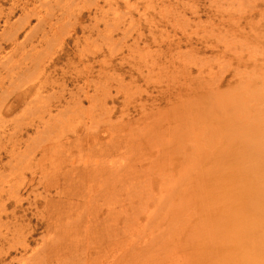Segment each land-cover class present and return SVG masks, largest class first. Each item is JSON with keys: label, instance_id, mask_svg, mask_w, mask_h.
Instances as JSON below:
<instances>
[{"label": "rangeland", "instance_id": "obj_1", "mask_svg": "<svg viewBox=\"0 0 264 264\" xmlns=\"http://www.w3.org/2000/svg\"><path fill=\"white\" fill-rule=\"evenodd\" d=\"M97 1L0 0V90H4L0 91V99H4V105H16L10 113H3L0 133L4 129L8 135L14 127L20 125L23 133L19 138L23 143L28 136H34V130L31 128L26 132V127L31 124V119H37V109L47 106L56 124L68 123L63 126L62 130H65L61 134L69 138L66 144L62 142L63 148H53L55 152L50 150L54 152L55 161H48L46 158L42 159V163L41 154L44 152L38 150L34 152V157H28L31 161L26 156L10 157L7 153L9 143L0 139V190L7 189L5 183L8 180L12 185L15 182L23 184L31 177L34 180L31 183L32 193L28 188L21 190L19 196L23 200L22 208L15 216H12L13 207L6 201L7 195L1 196L5 200L6 209L4 214L0 213V233L10 239L11 235L18 237L21 231L20 234L26 235L29 247L26 252L18 249V254H15L13 249L20 248V242H9L0 236V264H5L13 257L20 263L12 264H25L28 259L31 262H35L37 258L40 260L41 253H36L37 249L44 239L57 235L58 222L66 224L69 220L74 221L77 218L75 213H93L96 205H100L96 221L81 218L82 221L75 224L77 226H70V229L72 226L78 227L75 239L71 232L72 239L77 244L73 246V251L69 250L71 244L66 247L64 244L65 249H69L66 253H61L59 261V264L84 263L79 250L89 239L86 242L82 240V228L87 224L85 221H94L95 224L98 220L103 224L104 221L111 220L112 217H107L108 203L114 204L109 213L118 221L115 226L118 229H114V233L118 234L117 241L115 239L113 242L116 241L118 248L123 249V246L126 247L125 241L130 239L124 238L118 230L122 228L126 215L132 218V211L137 215L142 213L145 200H148V219L152 215L160 225V231L157 232L155 225L150 224L147 236L142 241L148 246V258L139 254L126 255L128 259L122 258L116 264H175L177 261L174 259L179 264H205L211 259L218 261L222 258L216 251L219 248L223 251L225 243L231 250L224 254L229 256L222 260L223 264H264V180L245 179L247 184L250 183L247 210L242 218L245 226L243 229L229 228L232 233L229 237L232 238L231 244L227 243V236L219 234L214 239L205 234L215 224L209 217L212 214L221 217L220 211H223L222 206L218 205L220 202L217 203V191L214 189L222 185L215 186L218 179L215 176L223 174L222 171L227 172V167L235 171V166H239L240 160L242 161L241 155L248 138L254 142L257 133L262 134L260 151H264V130L263 133L256 132L257 122L251 121L250 117L253 115L258 121L264 112H259V118L258 112L248 111L245 106L239 105L241 100L242 105L249 104L241 98V94L246 92L244 87L257 81V72L262 73L264 70V54H261L264 53V45L260 48L246 38L250 35L251 38L254 35L264 37V0H240L237 6L231 0ZM251 8L255 9V14L245 20L241 19L245 14H250ZM228 18L232 20L223 29L214 26ZM238 58L244 60L243 73L248 77L254 66L245 62L246 58L256 59L255 69L260 67L262 70L256 72L254 69L252 80L241 74L245 80V83H241L238 78L233 77ZM211 68L216 73V78L224 74L217 79L212 77L211 81L207 74ZM200 69L205 71L202 79L197 78ZM218 69H221L220 72ZM45 77L50 82L48 86L44 84L37 97L34 95L35 89ZM226 80L230 81L229 87ZM32 83L35 86L22 104L20 100L22 93L26 91L24 88ZM230 91L238 93L240 97L234 104L235 107L229 105L227 100H231ZM227 111L232 115L230 119L223 117ZM226 119L229 121L226 122ZM75 139H79L77 145L73 144ZM182 139L185 141L182 142ZM113 141L118 142L119 149L114 152L111 150ZM181 145H186L184 152L181 151ZM125 148L129 151H125ZM23 149L20 146V150ZM223 150L228 153L225 165L222 162L212 167L215 156ZM162 151L166 154L157 160V153ZM62 154L67 156L66 163H63L60 156ZM206 156L208 160L202 162ZM52 162L55 163L54 166H51ZM168 163L171 164L169 167ZM16 164H21L22 170L15 176L17 168L11 172V167ZM35 164L42 165L39 169L44 170L43 175V171L40 172L39 169L34 171L37 167ZM123 164L127 167L121 172L117 168ZM104 165L120 172L113 173V176L108 174L109 179H106L102 173ZM58 168L60 174L57 172ZM83 168L88 170L89 175L94 170L103 177L91 180L90 176L86 179L82 175ZM129 168L132 176L134 175L133 187L130 189L127 186L130 183L124 184L130 177L126 178L123 174ZM166 168L171 171L170 181L176 184L175 187L171 188V184L167 183L169 180L166 182L168 178L164 185L156 175L150 173ZM239 170L238 168L237 172ZM247 170L248 168L242 170L246 176ZM30 172L35 174L30 175ZM197 174L205 175L204 179L202 176L196 179ZM226 174L228 176L229 172ZM147 177L150 178L149 184ZM237 178L238 182L242 180L241 176ZM82 179L85 181L84 185L80 182ZM177 190L179 197L183 196L181 203L175 195ZM95 191L103 194L99 202L87 204L84 208L80 206L79 198L86 194L88 199V195L92 196ZM231 193L232 197H237L235 191ZM33 196H36L38 206L29 208ZM150 196L154 199L151 200ZM155 206L161 208L156 214L153 213ZM215 207L219 209L218 212ZM25 209L27 210L23 212ZM168 209L171 212H167V216ZM254 218L257 224H248ZM45 220L50 221L49 231L45 229ZM230 220L235 225L238 224L235 215ZM142 222L145 219L140 217L139 225ZM105 226L99 227L101 233L109 232L107 227L111 225ZM237 230H241V233H237ZM141 231L137 227L133 235L136 237ZM102 243V248L108 246L106 242ZM5 247L11 249L7 251L11 253L10 257L6 254ZM209 247L215 251L212 256L214 258H203L202 250ZM134 252L139 253L138 247ZM46 253V256L48 253L51 255L49 251ZM95 253L93 250L90 252V258H94L90 261L91 264H109L114 261L112 254L95 260ZM51 262L58 264L54 258L49 264Z\"/></svg>", "mask_w": 264, "mask_h": 264}, {"label": "bare ground", "instance_id": "obj_2", "mask_svg": "<svg viewBox=\"0 0 264 264\" xmlns=\"http://www.w3.org/2000/svg\"><path fill=\"white\" fill-rule=\"evenodd\" d=\"M96 2L95 3H97L98 1L97 0H95ZM227 1V0H226ZM228 2V1H227ZM231 3L232 4H234V5H238V3H240V0H231ZM230 4V3H229ZM95 6V5H94ZM111 7V6H110ZM240 7V6H239ZM100 9V8H99ZM255 14V9H252L251 8V12H250V14H248V15H244V16H242V17H240L241 19H243V20H245V18H250V17H252L253 15ZM229 15H231V14H229ZM232 16V15H231ZM247 16V17H246ZM222 19H224V18H222ZM229 20H232V19H230V18H228L227 20H221L222 22H221V24H219L218 25V23L217 24H215L214 26L215 27H217V29H223L224 27H226L227 25H228V21ZM11 27V26H10ZM9 27V28H10ZM13 29V28H12ZM10 31V30H9ZM12 31V30H11ZM14 34V33H13ZM13 34H11V37H12V35ZM9 35L10 34H8V37H9ZM16 35V34H15ZM250 36H252V35H250ZM250 36H248V37H246L248 40H249V42H253V44H255L256 46H261V45H264V37H261V36H258V35H254L252 38L250 37ZM14 37V36H13ZM9 40H10V38H8ZM8 39H6V41L8 40ZM8 40V41H9ZM12 40H14V39H12ZM11 41V40H10ZM14 42V41H13ZM18 46V45H17ZM249 47V46H248ZM260 48H262V47H260ZM249 49H250V47H249ZM249 49H247V50H249ZM258 49V48H257ZM262 50V49H261ZM198 51V50H197ZM256 51V50H255ZM260 51V50H259ZM264 51V50H263ZM199 52V51H198ZM197 52V53H198ZM248 52V51H247ZM252 52V51H251ZM262 52V51H261ZM222 54H224V51H222L221 52ZM221 53H219V54H221ZM253 53V52H252ZM257 53V52H256ZM261 54H264V53H261ZM233 56H234V54H233ZM254 58H255V56H254ZM264 59V58H263ZM2 60V59H1ZM254 60H256V59H249V58H246V61L245 62H250V63H252L253 64V66L254 67H252V73H251V75H250V77H248L245 73H243V66H244V64H243V61H242V59L241 58H238L237 59V65H236V68L234 69V72H233V77H236V78H238L239 79V81L241 82V83H245V80H244V78L242 77V75L241 74H243V75H246L250 80H252L251 78H252V76H253V73L256 71L257 72V70H262V69H260V67L259 68H257V70L255 69V67H256V64H254L255 63V61ZM223 62V61H222ZM219 63V62H218ZM221 63V62H220ZM230 64V63H229ZM220 65V64H219ZM228 65V64H227ZM231 65V64H230ZM229 65V66H230ZM1 66V65H0ZM240 66V67H239ZM43 67V66H42ZM213 67V66H212ZM223 67V66H222ZM219 68V67H218ZM221 68V67H220ZM230 68V67H229ZM241 69V70H240ZM255 69V71H253ZM201 70V69H200ZM213 68H211V69H209L208 70V75H209V80H211V81H213V78L212 77H214L215 76V74L216 73H214L213 71ZM219 70V69H218ZM217 70V71H218ZM221 70V69H220ZM220 70H219V72H220ZM223 70V69H222ZM225 70H227V69H225ZM241 72H240V71ZM207 71V70H206ZM224 71V70H223ZM230 71V70H229ZM174 72V71H173ZM177 72V71H176ZM175 72V73H176ZM204 72L205 71H203V70H201V71H199L198 73H197V78L198 79H202L203 78V74H204ZM44 73V72H43ZM178 73H179V71H178ZM6 74V73H5ZM24 73H22V75H23ZM188 74H191V73H188ZM224 74V73H223ZM222 74V75H223ZM186 75V74H185ZM222 75H219L220 77L222 76ZM257 78L255 79V80H257V81H255L252 85H250V84H247L245 87H244V91L246 90V92L245 93H242L241 95V98L242 99H245V100H247L248 102H249V104H247V105H245L244 103H243V105H242V100H241V102H239V105L240 106H245L247 109H248V111H255V112H258L257 113V117H259L260 115H259V112H264V70H263V72L262 73H258L257 72ZM217 76V75H216ZM218 76V77H219ZM2 77V76H1ZM173 77V76H172ZM194 77H196V76H194ZM217 77V78H218ZM214 78H216V77H214ZM216 78V79H217ZM193 79V78H192ZM191 79V80H192ZM221 79V78H220ZM234 79V78H233ZM40 81V80H39ZM197 81H199V80H197ZM206 80H204V82H205ZM227 81V80H226ZM50 81H48L47 82V80H46V77L44 78V80H42L40 83H39V86L35 89V93H34V95H36L37 97H39V94H40V90L44 87V84L46 83V85L48 86V83H49ZM210 82V81H209ZM228 82V81H227ZM230 82V81H229ZM228 82V87L230 86V83ZM52 83V82H51ZM216 83V82H215ZM2 84V83H1ZM209 85V84H208ZM227 85V84H226ZM35 86V84L34 83H32L31 85L29 84L28 86H25V87H27V88H24V89H26V91L25 92H23L22 93V96H21V103L22 104H24L25 103V101H26V99H27V97L30 95L29 94V91L32 89V87H34ZM4 87V86H3ZM216 87V86H215ZM178 88H180V87H178ZM217 88V87H216ZM216 90V89H215ZM0 91H4V90H0ZM244 91H242V92H244ZM194 92V91H193ZM192 92V93H193ZM207 93H209V91H206ZM231 92V95L229 94V96L231 97V100H229V99H227L228 100V103H230L229 105H232V106H234L235 107V105L234 104H236L237 102H238V99L240 98L238 95V93H236V92H232V91H230ZM234 93H236V94H234ZM195 94V93H194ZM88 95V94H87ZM187 95V94H186ZM198 95V94H197ZM196 95V96H197ZM74 96V95H73ZM87 97H89V96H87ZM0 98H1V96H0ZM233 99H236V101L235 102H233ZM0 101H1V99H0ZM2 101H4V99L2 100ZM2 101H1V103H0V123H1V121H2V115H3V113H10V111H12L13 109H14V107L16 106L15 104H12V103H10V104H8V105H4V104H2ZM72 101V100H71ZM246 101V102H247ZM7 103V102H6ZM48 104V103H47ZM43 105H45V104H43ZM60 105V104H59ZM77 105V104H76ZM74 107V106H73ZM37 109V108H36ZM233 110L235 111V109L233 108ZM37 111H38V113L39 114H37L36 116H38L37 117V119H34V120H32L31 119V124H29L28 125V127H26V132L27 131H29L31 128L34 130V136H32V135H30V137L28 136V138H26V140L22 143L21 142V140L22 139H20L19 137L22 135V133H23V130H22V128L20 127V125H19V127H14V129H13V131L11 132V133H9L8 135H7V133H6V130H2V132L0 133V139H5V140H7V142L9 143V151H7V153H8V155H10V157H13V156H17V155H19V156H21V157H23V156H26L27 158L26 159H28V157L29 156H31V157H34L36 154H34V152L36 153L37 152V150L38 151H41V152H44L43 154H41V160H40V163H42V159L44 160V159H48V161H55V160H53L54 159V152H55V150L53 149V148H56V150H57V148L58 147H64V146H61L62 145V142L63 143H65L66 144V141L69 139V138H65V136L64 135H62L61 133L65 130H62V128H63V126L65 127L66 125H68V123H65V124H63V125H60V124H56L55 123V118L52 116V113H51V110H50V108L47 110V106L45 107V106H43V107H39V109H37ZM154 114V113H153ZM232 114H233V112H232ZM260 114H262V113H260ZM33 115V114H32ZM231 116L232 115H230V113L227 111V113L223 116L224 118H231ZM30 117V116H29ZM251 117V121H253V122H257V131L256 132H261V133H263V130H264V114H263V117L261 116V118L260 119H258V121L257 120H255V117L253 116V115H251L250 116ZM25 118L26 117H24L23 118V121H25ZM28 118V117H27ZM32 118H34L33 116H32ZM27 120V119H26ZM30 120V119H29ZM229 120L228 119H226V122H228ZM36 123V124H35ZM177 123V122H176ZM22 125V124H21ZM26 125V124H25ZM24 125V126H25ZM256 125V124H255ZM259 125V126H258ZM23 126V127H24ZM256 127V126H255ZM262 127V128H261ZM259 128H261V129H259ZM69 129V128H68ZM62 130V131H61ZM253 130V129H252ZM74 131V130H73ZM85 131V130H84ZM6 133V134H5ZM32 133V132H31ZM64 133H68V132H64ZM85 133V132H84ZM69 134V133H68ZM72 134V133H71ZM32 136V137H31ZM81 136V135H80ZM124 136V135H123ZM255 138H254V142H252V140H250V137L248 138V140H247V146H246V148H245V150H244V153H242V155H241V158H242V161L240 160V162H239V166H235V171H233L232 170V168L231 167H227L228 168V171L226 172V171H222L223 172V174L221 173L219 176H215V178H218V179H216V182L214 183L215 184V186H217V185H222L221 187H219V188H214L216 191H217V193H216V195H217V197H216V200H217V203H219L218 205H221L222 206V210L223 211H220V212H222L220 215H221V217H216V215H211L210 217H209V220L211 221H213L215 224L212 226V229H211V231H205V234H206V236H208V237H212V238H214V239H216V236H218L219 234L220 235H223V236H227V238L229 239V237L230 236H232V233L230 232V229L229 228H240V229H243L244 228V226H245V223L242 221V218H243V214L245 213V211L247 210V194H248V187L250 186V183L249 184H247V180H245V179H254V181L255 180H257V181H259V180H264V151H260V142H261V138H262V134H255ZM27 137V136H26ZM117 137V136H116ZM115 137V139H117ZM252 137V136H251ZM254 137V136H253ZM74 138V137H73ZM76 138V137H75ZM95 140H96V138H94ZM252 139V138H251ZM77 140H79V139H75L74 140V143L73 144H76L77 145V143H79V141H77ZM111 140V139H110ZM118 140V139H117ZM114 141H116V140H114ZM113 141V143L111 144L112 146V149L111 150H113L112 152H114V151H117V147H118V142H114ZM182 142H184L185 140L184 139H182L181 140ZM112 142V141H111ZM71 143H72V141H71ZM80 145V144H79ZM20 146H22V147H24V149L23 150H20ZM73 146V145H72ZM181 147H182V149L183 150H181L182 152H184V150L186 149L185 147H186V145H181ZM108 148H110V147H108ZM53 149V151L54 152H52V151H50V150H52ZM130 149V148H129ZM17 150V151H16ZM69 150V149H68ZM119 150V149H118ZM5 151V150H4ZM108 151V150H107ZM107 151H106V154H107ZM125 151H129L128 149L126 150V148H125ZM137 151V150H136ZM50 152H52V153H50ZM130 152H131V150H130ZM143 152V151H142ZM141 152V154H143ZM145 152H147V151H145ZM50 153V154H49ZM56 153H57V151H56ZM131 153H133V152H131ZM14 154H16V155H14ZM51 154L53 155V156H51ZM111 154H113V153H111ZM111 154H110V156H111ZM127 154H129V153H127ZM137 154V153H136ZM140 154V155H141ZM164 154H166V153H164L163 151L162 152H160L159 154L157 153V156H156V159L157 160H159L160 158H161V156H164ZM40 155V154H39ZM184 155H185V153H184ZM58 156H59V154H58ZM60 156H62V160H63V163H66V158L65 157H67L66 155H60ZM146 156V155H145ZM227 156H228V153H227V151L226 150H223V151H220L219 153H218V155H216L215 156V163L214 164H212V167H215V166H217V164H219V163H224V165H225V163H226V158H227ZM30 157V158H31ZM107 157V156H106ZM135 157V156H134ZM141 157H143V156H141ZM140 157V158H141ZM147 157V156H146ZM57 158V157H56ZM60 158V157H59ZM144 158V157H143ZM61 159V158H60ZM133 159V158H132ZM135 159H137V158H135ZM142 159V158H141ZM141 159H138V160H141ZM144 159H146V158H144ZM28 160H30V159H28ZM32 160H33V158H32ZM208 160V157L206 156V158L205 159H203L202 160V162L203 161H207ZM245 160H246V163H245ZM31 161V160H30ZM148 161V160H147ZM142 162H144V161H142ZM10 163H11V161H10ZM29 163V162H28ZM27 163V164H28ZM38 163V165H39V162H37ZM50 163V162H49ZM52 164L53 165H51V166H54V162H52ZM133 164H134V162H133ZM133 164H131V165H133ZM204 164V163H203ZM21 164H16V165H12V170H11V172H13V169L14 168H17L16 169V172H15V176H16V173L17 172H21V170H22V168H21V166H20ZM25 165V164H24ZM36 165V164H35ZM38 165H36L37 167H36V169H34V171L36 172L38 169H39V167H41V166H38ZM131 165H130V167H131ZM171 164H169L168 163V167L170 166ZM34 166V165H33ZM105 166V165H104ZM26 167V166H25ZM31 167H32V165H31ZM118 167V166H117ZM127 167V165L125 164H123L122 166H119V168H117V169H119L121 172L124 170V168H126ZM128 167H129V163H128ZM27 168V167H26ZM134 168V167H133ZM136 168V167H135ZM221 168V167H220ZM240 169L239 170V172H237V169ZM245 168H248V170H247V176H246V174H244L245 172H243L242 170L244 169L245 170ZM42 169V168H41ZM116 168H112V167H107V166H105V168H103V171H102V173H104L103 175H105V177H106V179H109V175L108 174H110V176L113 174V173H116V172H120V171H118ZM218 169V168H217ZM32 170V169H31ZM126 170V169H125ZM128 170V171H127ZM125 172H123V174H125L124 176H126V178H127V176H129L130 177V180L128 181V182H126L127 180H125V183L123 182V181H121L122 183H124L125 185L127 184V183H130V184H128L127 186H129V188L128 189H130V187H133V182H132V180H134L133 178H134V175L132 176V170L129 168V169H127ZM150 170L152 171V168H150ZM30 171V170H29ZM33 171V170H32ZM38 171H40V172H42L41 173V175H43L44 174V170H38ZM83 173H82V175H85V178L86 179H89V177L91 176V180L92 179H94V178H97V177H100V176H102L103 177V175H101V174H98V173H96L94 170H93V172H91L90 171V175L88 174V170H86L85 168H83ZM134 171H135V169H134ZM35 172H32V174H35ZM57 172H58V174H60L59 173V168L57 169ZM184 172H186V171H184ZM229 172V174H228V176H227V174L226 173H228ZM151 174H153V175H156L155 177L156 178H159L160 179V182L161 183H164V185H165V179H167L166 180V182L168 183V184H171V188L172 187H175L176 186V184L174 183V182H171L170 181V177H171V171L168 169V168H166V169H161V170H159L158 172H156V173H152V172H150ZM225 173V174H224ZM31 174V172H30V175H32ZM89 176H88V175ZM74 175V174H73ZM180 175H182V174H180ZM183 175H185V173L183 174ZM187 175V174H186ZM67 176V178H68V174L66 175ZM113 176V175H112ZM116 176H118L117 174H116ZM120 176H121V174H120ZM123 175L121 176V177H124ZM187 176H190V175H187ZM199 176H202L201 178L202 179H204V176L202 175V174H197V176H196V179L199 177ZM206 176H208L207 174H206ZM238 176H241V178H242V180H240V182H238ZM93 177V178H92ZM120 177V178H121ZM132 177V178H131ZM30 178V177H29ZM142 178V177H141ZM148 178V184L150 183L149 182V180H150V178L149 177H147ZM188 178H190V177H188ZM188 178H187V180H188ZM22 179V178H21ZM143 179V178H142ZM113 180V179H112ZM145 180V179H144ZM195 180V179H194ZM56 182H57V180H55ZM104 181H106L105 179H104ZM114 181V180H113ZM146 181V180H145ZM145 181H144V183H145ZM163 181V182H162ZM185 181H186V179H185ZM190 181V180H189ZM243 181H245L244 183H243ZM80 182H82V184L85 182L83 179L80 181ZM118 182V181H117ZM9 183H10V185H9ZM23 183V182H22ZM31 183H34V180H33V178L31 177V179H28L27 181H25L23 184H16V182H15V184L13 183V185L11 184V181L10 180H8V181H6V186H7V189H1L0 190V213L1 214H4V212H5V209H6V205H5V200H3L2 198H1V196H2V194H5V195H7V198H6V201L7 202H9L10 204H11V206L13 207V209H12V212H13V214H12V216H15V213L16 212H21L20 210H21V208H22V202H23V200L21 199V197L19 196L20 195V192H21V190H23V189H26V188H28L29 189V191H30V193H32V188L31 187H33L32 186V184ZM44 183V182H43ZM46 183V182H45ZM105 183V185H106V182H103V184ZM188 183V182H187ZM86 184V183H85ZM103 184H101L102 186H103ZM146 184H147V181H146ZM168 184H166V186L168 185ZM44 185V184H43ZM46 185V184H45ZM84 185V184H83ZM143 185H145V184H143ZM117 186H119L118 184H117ZM124 186V185H123ZM147 186V185H146ZM165 186V187H166ZM100 187V186H99ZM121 187V186H120ZM135 187V186H134ZM160 187V186H159ZM199 187V186H198ZM197 187V188H198ZM46 188V187H45ZM101 188V187H100ZM99 188V189H100ZM104 188H106V187H104ZM112 188V187H111ZM263 188H264V185H263ZM113 189V188H112ZM189 189V188H188ZM96 190H98V189H96ZM122 190V189H121ZM187 190V189H186ZM46 191V190H45ZM108 191V190H107ZM118 191H120V190H118ZM214 191V190H213ZM235 191V193L237 194V197L236 198H234V197H232V193L231 192H234ZM110 192V191H109ZM128 192H130L129 190H128ZM134 192V191H133ZM132 192V193H133ZM136 192V191H135ZM178 192V190L176 191V197L179 199V202L181 203V201H183V196L181 195V197H179L180 195H179V193H177ZM113 193V192H112ZM112 193H109L110 195L112 194ZM135 194V193H134ZM133 194V195H134ZM140 195V194H139ZM31 196V195H30ZM81 196V195H80ZM111 196H113V195H111ZM136 196V195H135ZM143 196V195H142ZM6 197V196H5ZM103 197V194L101 193V192H97V191H95V193H93V195L92 196H90L89 197V195H88V199H86V194H85V196L84 197H80L79 198V200H80V206H82L83 208H84V206H86L87 204H92V203H94V202H99L98 200L99 199H101ZM107 197H109V196H107ZM106 197V198H107ZM120 197V196H119ZM133 197V196H132ZM148 197V196H147ZM4 198V197H3ZM112 198V200H113V197H111ZM218 198H220L221 199V201L218 199ZM45 199V198H44ZM131 199V198H130ZM146 199V198H145ZM150 199L151 200H153L154 198H153V196L151 197L150 196ZM199 199V198H198ZM27 201L29 200V199H26ZM46 200V199H45ZM78 200V199H77ZM111 200V199H110ZM140 201V200H139ZM148 200H145L144 201V208L141 210V214L139 215H137V214H135L136 212H133L132 210V214L134 215V216H132V218L131 217H129V216H127L126 215V217L125 216H123V217H125L124 218V221H123V225H122V228H120L118 231H120L122 234H123V236H124V238L126 237V239H127V237H129L128 238V240L129 241H125V243H126V247H124L123 246V249L122 248H120L121 249V251H120V249L118 248V246H117V235L118 234H116V233H114V229L116 228L115 226H117V224H118V221L116 220V218H113V216L112 215H110V213H111V211L113 210V209H111L113 206H114V204L113 205H111L110 203H108V215H107V217L108 218H111V220L110 219H108L107 221H104L103 222V224L102 223H100V222H98V220H97V222L95 223V224H93L94 223V221H93V223H88V222H86L85 221V223H87L83 228H82V232L84 233H82L83 234V241H87V238L89 239V242H87L86 244H84L85 246H83L82 248H81V250H79V252L81 251V255H82V258L85 260V262L84 263H82V264H91V262L93 261L92 259H94L93 257H92V259L90 258V252L93 250L94 252H96L95 253V255L94 256H96L97 258L95 259V260H99L100 259V257H104V258H106L105 256L107 255H111L112 254V256L114 257L113 258V260L114 261H112V262H110L111 264H116V262L118 261L119 262V260H121L122 258H125L126 257V255H129V256H133V255H137V254H139L140 256H142V257H146V258H148V246H146V245H144L143 243H142V241H144L145 239V237L147 236V232H148V228H149V225L151 224L152 226L153 225H155L154 227L157 229V232H159L160 231V225L156 222L157 221V219L154 217V216H150V219H148V206H147V204H146V202H147ZM6 202V203H7ZM105 202H108L107 200L105 201ZM111 202V201H110ZM143 203V202H142ZM48 204V203H47ZM132 202H131V206H132ZM167 204V203H166ZM29 205V204H28ZM78 205H79V201H78ZM32 206H34V207H37L38 206V201H37V199H36V196H33V201H32V203H31V206L29 205V208L30 207H32ZM77 206V205H76ZM81 207V208H82ZM99 208H101V206L100 205H96V210H95V212H93V213H88V212H86V211H81V212H79V213H75L76 214V216H77V218H76V220H74V221H71V220H69V222H66V224H63L61 221L60 222H58L57 223V225H58V227L59 228H57L58 229V231H57V235L55 236V237H49V238H46V239H44L42 242V245H41V247L39 248V249H37L38 251L36 252V253H41L40 255H41V257H40V260H37L36 259V263L37 264H49V262L51 261V259L52 258H54V261H56V263H58L59 264V261H60V257H61V253L62 254H64V253H66V251L69 249H65V247H66V245L67 244H71V246L72 247H70L71 249H69V250H72L73 251V249H74V247H75V245L77 244V242L76 243H74L75 241H74V239H75V237H77L78 236V230L76 229V228H78V227H76L75 228V226H77V225H75V224H77L78 222H81L82 220H86V219H94L95 221H96V219H97V216H98V214H99V211H98V209ZM216 208V207H215ZM74 209H75V206H74ZM125 209V208H124ZM131 209V208H130ZM158 209H161V208H158V207H154V209H153V213H155L156 214V212H157V210ZM27 209H25L23 212H25ZM80 210V209H79ZM82 210H84V209H82ZM122 210V209H121ZM135 210V209H134ZM72 211V210H71ZM171 212V210L170 209H168V210H166V214H167V216H168V213L167 212ZM210 211V210H209ZM215 211L216 212H218L219 211V209L218 208H216L215 209ZM214 211V212H215ZM110 212V213H109ZM122 212H124V210L122 211ZM216 212H215V214H216ZM54 213V212H53ZM71 213V212H70ZM74 213V212H73ZM113 213V212H112ZM125 213V212H124ZM124 213H122V215L124 214ZM63 214V213H62ZM114 214V213H113ZM121 214V213H120ZM119 214V215H120ZM34 215V214H33ZM69 215V214H68ZM130 215V214H129ZM235 215V217H236V221H237V225H235L234 223H233V221L232 220H230V218L232 217V216H234ZM62 217V216H61ZM140 217H142L143 219H145V222H142V224L141 225H139L140 224ZM19 218V217H18ZM58 218V217H57ZM56 218V219H57ZM66 218V217H65ZM70 218V217H69ZM81 218H84V219H82L81 220ZM13 219V218H12ZM17 219V218H16ZM51 219V218H50ZM59 219V218H58ZM62 219V218H61ZM68 219V218H67ZM67 219H65V220H67ZM1 220V219H0ZM36 220V219H35ZM205 220V219H204ZM203 220V221H204ZM207 220V219H206ZM57 221V220H56ZM59 221V220H58ZM68 221V220H67ZM92 221V220H91ZM146 221H147V223H146ZM208 221V220H207ZM1 222V221H0ZM14 223L16 222V221H13ZM44 222V226H45V229L47 230V231H49V229H51V228H48L49 227V225H50V221L49 220H45V221H43ZM55 222V221H54ZM52 223V222H51ZM54 224V223H53ZM75 225V226H72V228L70 229V226L71 225ZM83 224V223H82ZM221 224V226L219 227V225ZM248 224H250V225H255V224H257V220H255V218L254 219H252L251 221H249L248 222ZM14 225V224H13ZM89 225V226H88ZM102 225H106L105 227H107V226H109V225H111V226H109V227H107V229H108V233L107 232H105V231H103L102 233L99 231V227L100 226H102ZM144 225H146V226H144ZM1 226V225H0ZM138 227V229H140V230H142L141 232H139V234L135 237L134 235H133V233H134V230H136V228ZM29 228V227H28ZM26 229V228H25ZM74 229H76L75 231H73ZM118 228H116V230H117ZM69 230V231H68ZM153 230H155V229H153ZM19 231V230H18ZM96 231H99L98 233L96 232ZM117 231V232H118ZM20 232L21 231H19V234H18V237L17 236H15V237H17V238H15V237H13L12 235H11V238L9 239L8 238V236L6 235V236H3V234H1L0 233V236L1 237H3L5 240H7V241H9V242H14V243H17V242H20V244H21V247L20 248H15V249H13V251H14V253L15 254H18V253H16L17 251H18V249L20 250V251H23V253L24 252H26L27 250H28V247H29V244H28V240H27V237H25L24 236V234L23 233H21L20 234ZM71 232L74 234V239H72V237H73V235L71 236ZM79 232H81V231H79ZM95 232V233H94ZM132 232V233H131ZM237 233H241V230H237L236 231ZM14 233H16V231L14 232ZM13 233V234H14ZM32 233V232H31ZM60 233V234H59ZM80 234V233H79ZM105 234V235H104ZM17 235V234H16ZM28 235V234H27ZM210 235V236H209ZM70 237V238H69ZM81 237V236H80ZM113 237V238H112ZM240 237L242 238V235H240ZM116 239V241L115 242H113L114 240ZM139 239H141V240H139ZM66 240V241H65ZM82 240H79V241H82ZM102 240V242H106L107 243V245L108 246H105V247H103L102 248V246H103V243L102 242H99V241H101ZM78 241V242H79ZM82 241V242H83ZM85 241V242H86ZM230 241H232V238L231 239H229V241H227V243H229V244H231L230 243ZM157 242V241H156ZM80 243V242H79ZM90 245H89V244ZM18 244V243H17ZM64 244H65V247H64ZM73 244V245H72ZM113 245V246H109V245ZM5 245V244H4ZM7 245V244H6ZM74 246V247H73ZM91 246V247H90ZM1 248H2V246H0ZM115 247H117V249L115 248ZM138 247V249H139V253L138 252H134L135 251V249ZM6 248V254L8 255V257H10V254L11 253H8L7 251H11V249H9V248H7V247H5ZM11 248V247H10ZM77 248V247H76ZM80 248V247H79ZM110 249V250H109ZM2 250V249H1ZM109 250V251H108ZM231 249H230V246L228 245V244H226L225 243V245H224V248H223V251L219 248L216 252H218L220 255H222V258H220L218 261H215L214 259H211V260H209V261H207L205 264H223L222 263V260H225L229 255H225L224 256V254H226V253H228L229 251H230ZM5 251H3V252H5ZM47 251H49L50 253H51V255L49 256V253H48V255L46 256V252ZM102 251H104V254L102 255L101 253H102ZM1 252V251H0ZM19 252V251H18ZM134 252V253H133ZM198 252V251H197ZM214 250L211 248V247H209L208 249H204V250H202V252H201V255H202V257L203 258H214V257H212L213 255H214ZM67 253H69V252H67ZM223 253V254H222ZM80 254V253H79ZM141 254H143V255H141ZM77 255H78V253H77ZM101 255V256H100ZM63 256V255H62ZM78 256H80V255H78ZM155 256V255H154ZM171 256V255H170ZM4 257V256H3ZM36 257V256H35ZM38 257H39V255H38ZM49 257V258H48ZM64 257V256H63ZM67 257H68V255H67ZM182 257V256H181ZM224 257V258H223ZM62 258V257H61ZM80 258V257H79ZM156 258V257H155ZM126 259H128L127 257H126ZM63 260V259H62ZM62 260H61V262H62ZM174 260H176L177 262H175V264H179V261L177 260V259H174ZM199 260V259H198ZM69 261H71V260H69ZM91 261V262H90ZM13 262H17V263H20V262H18V259H17V261H16V259L13 257V258H11L10 259V261L8 260V262H6L5 264H12ZM35 262H31L29 259H28V261L25 263V264H35ZM65 263H66V261H65ZM73 263V262H72ZM100 263H102V261H100ZM109 263V264H110ZM24 264V263H23ZM51 264H52V262H51ZM68 264V263H67ZM71 264V263H70ZM97 264H99V263H97Z\"/></svg>", "mask_w": 264, "mask_h": 264}]
</instances>
